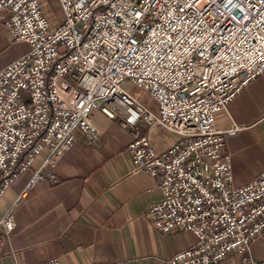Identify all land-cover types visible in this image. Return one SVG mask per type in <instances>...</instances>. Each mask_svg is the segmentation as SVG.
I'll return each mask as SVG.
<instances>
[{
    "label": "built area",
    "instance_id": "built-area-1",
    "mask_svg": "<svg viewBox=\"0 0 264 264\" xmlns=\"http://www.w3.org/2000/svg\"><path fill=\"white\" fill-rule=\"evenodd\" d=\"M59 2L63 17L52 26L40 0H0V26L29 44L0 69V199L44 154L24 191L42 178L75 130L96 144L100 110L129 130L134 170L158 179L162 198L148 207L155 227L195 235L172 264L229 256L264 264L253 252L264 243V169L236 185L226 141L238 128L216 124L264 74V0ZM146 94L157 111L143 103ZM159 129L176 140L157 148ZM15 226L11 207L0 227Z\"/></svg>",
    "mask_w": 264,
    "mask_h": 264
},
{
    "label": "crops",
    "instance_id": "crops-1",
    "mask_svg": "<svg viewBox=\"0 0 264 264\" xmlns=\"http://www.w3.org/2000/svg\"><path fill=\"white\" fill-rule=\"evenodd\" d=\"M40 3L51 25L59 24L63 17L59 0ZM28 50V42L0 26V69ZM93 118L99 129L96 144H88L84 132L75 130L71 147L43 170L31 188L24 191L44 154L1 197L0 218L12 207L16 226L10 232L0 227V264L53 259L60 264H172L173 254L195 242L190 231L164 233L155 227L148 207L162 198L158 179L134 170L127 128L100 110H94ZM216 124L238 128L226 144L234 182L245 185L264 169V74L216 114ZM153 135L159 149L177 138L163 129ZM253 252L264 257L259 244ZM218 264L240 263L238 257L229 256Z\"/></svg>",
    "mask_w": 264,
    "mask_h": 264
},
{
    "label": "rangeland",
    "instance_id": "rangeland-1",
    "mask_svg": "<svg viewBox=\"0 0 264 264\" xmlns=\"http://www.w3.org/2000/svg\"><path fill=\"white\" fill-rule=\"evenodd\" d=\"M204 3H201L200 6L202 7ZM63 12V10H62ZM143 103L148 106L150 109L157 111L158 110V103L155 99H153L149 94L145 95L143 98ZM171 134V133H168ZM259 245L264 249V243H259Z\"/></svg>",
    "mask_w": 264,
    "mask_h": 264
}]
</instances>
